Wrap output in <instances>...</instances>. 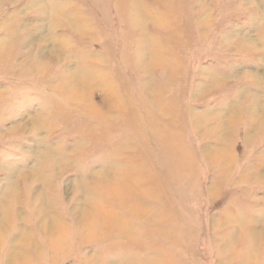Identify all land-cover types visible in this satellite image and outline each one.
I'll return each instance as SVG.
<instances>
[{
    "label": "rangeland",
    "instance_id": "rangeland-1",
    "mask_svg": "<svg viewBox=\"0 0 264 264\" xmlns=\"http://www.w3.org/2000/svg\"><path fill=\"white\" fill-rule=\"evenodd\" d=\"M4 214L0 264H264V0H0Z\"/></svg>",
    "mask_w": 264,
    "mask_h": 264
},
{
    "label": "bare ground",
    "instance_id": "bare-ground-1",
    "mask_svg": "<svg viewBox=\"0 0 264 264\" xmlns=\"http://www.w3.org/2000/svg\"><path fill=\"white\" fill-rule=\"evenodd\" d=\"M255 19V18H254ZM244 35V34H243ZM245 36V35H244ZM251 37V36H250ZM243 39V38H242ZM252 39H248V41H249V45H254L255 44V42H253V41H251ZM44 42V41H43ZM6 43V42H5ZM4 43V44H5ZM49 43V42H48ZM4 50H6V45H5V47H4V49H2L1 50V52L3 53H5V51ZM45 56V55H44ZM46 57V56H45ZM142 57V56H141ZM50 58H52V57H50ZM253 73V72H252ZM73 74V73H72ZM96 75V74H95ZM94 75V76H95ZM96 78V77H95ZM70 79V78H69ZM85 79L87 80V81H91L92 79H88V77L87 76H85ZM72 80H73V84H72V86H71V84L69 83V81L67 82V84H63V85H67L66 87H64V88H66V90H65V92L66 93H68L67 94V96H68V100H70V101H73V100H75V98L76 99H78V96H79V94H78V88H77V86H78V82H79V80H80V78L78 79V78H72ZM212 80H213V77H212ZM217 80V79H216ZM216 80H214V81H216ZM66 83V82H65ZM72 83V82H71ZM69 86H70V88H69ZM68 89V90H67ZM62 90V89H61ZM72 90H73V94H72ZM63 92V91H62ZM70 93V94H69ZM63 94V93H62ZM65 94V93H64ZM81 96V95H80ZM258 103V102H257ZM253 106H255V102H254V104H253ZM252 106V107H253ZM254 112H256V111H254ZM258 112V111H257ZM259 113V112H258ZM257 113V114H258ZM259 116V115H258ZM262 116V115H261ZM252 119L253 118H255V113L254 114H252V117H251ZM39 121L40 120H38V121H36V119L35 120H32L31 122H29L28 123V125H29V129H32V130H40V129H38V127H41L40 126V123H39ZM43 121V120H42ZM223 125V124H222ZM17 128H19L18 126H17ZM15 129H16V126H15ZM229 133H230V131H227L225 128H224V131H222V133L221 134H218V135H220L221 136V139H220V142L222 141V143L223 144H226L227 146H228V140H227V137H229ZM219 136V137H220ZM226 140V141H225ZM220 149V148H219ZM58 151V150H57ZM226 151H227V149H226ZM228 152V151H227ZM41 153V152H40ZM54 154H56V155H60V156H62L63 154H62V152H57V153H54ZM56 157V156H55ZM59 157L57 156V159H58ZM56 159V158H55ZM86 192H87V190H86ZM41 193V192H40ZM45 196V195H44ZM88 196H89V198L91 197V193H88ZM4 204V203H3ZM2 204V205H3ZM101 204V203H100ZM40 206H38V207H36L37 208V216H39V217H41L42 216V218H44L46 221H48V220H50L51 222H53L51 219H48L47 220V218H51V214H56V213H54L53 211H54V207H51V204H50V201H49V199H48V197L46 198V197H43L42 196V203L41 204H39ZM4 209V208H3ZM2 209V210H3ZM5 211H7V210H5ZM5 213V212H4ZM9 215V214H8ZM44 216V217H43ZM6 219H7V216H6V214H4V216L0 219V234L2 233V231H3V229L4 228H6ZM43 220V219H42ZM9 224V223H8ZM24 225V224H23ZM53 225V224H52ZM25 226V225H24ZM53 227V226H52ZM19 232L20 233H18V235L20 236V240H21V243H22V245L23 244H26V245H24L25 247L27 246H30V247H32L34 250H37V246H39V243L36 241V240H33L32 238H30V236H29V232L27 231V229L26 228H23V227H21V228H19ZM3 234V233H2ZM253 235L255 236V234L253 233ZM16 240V239H15ZM231 239H226V242H225V244H226V247L228 246L229 248H231L232 247V243H231ZM15 242H17V241H15ZM19 244V243H18ZM22 245H21V247H17V246H15V248H14V245H13V247H11V252H10V259L11 260H13V261H15V262H17V260H19V262H17V264H19L20 263V261H22V260H24L25 258H26V255H27V252L24 250V248L22 247ZM133 263V262H132ZM153 263H155V261L153 262ZM22 264V263H21Z\"/></svg>",
    "mask_w": 264,
    "mask_h": 264
},
{
    "label": "crops",
    "instance_id": "crops-1",
    "mask_svg": "<svg viewBox=\"0 0 264 264\" xmlns=\"http://www.w3.org/2000/svg\"><path fill=\"white\" fill-rule=\"evenodd\" d=\"M138 14H139V13H138ZM138 14H137V15H138ZM133 16L136 17V14H135V15L133 14Z\"/></svg>",
    "mask_w": 264,
    "mask_h": 264
}]
</instances>
